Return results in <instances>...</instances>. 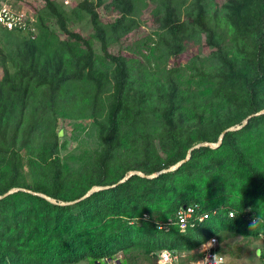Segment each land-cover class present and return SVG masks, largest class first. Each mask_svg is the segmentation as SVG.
Instances as JSON below:
<instances>
[{"label":"trees","instance_id":"1","mask_svg":"<svg viewBox=\"0 0 264 264\" xmlns=\"http://www.w3.org/2000/svg\"><path fill=\"white\" fill-rule=\"evenodd\" d=\"M4 1L35 22L0 26V196L21 188L70 202L116 186L68 206L23 191L1 199L0 264H98L120 254L122 264H157L161 250L196 261L211 237L226 259L228 239L264 238V114L225 133L218 148L194 149L174 171L118 184L133 171L171 168L264 110V0L216 9L214 0H145L152 35L136 41L144 59L123 51L140 0H71L70 9L63 0ZM84 21L87 37L85 24L75 26ZM193 37L209 56L182 67ZM155 53L164 65L153 71L146 61ZM67 117L94 130L84 157L61 154ZM194 204L209 218L182 233L176 214Z\"/></svg>","mask_w":264,"mask_h":264},{"label":"rangeland","instance_id":"2","mask_svg":"<svg viewBox=\"0 0 264 264\" xmlns=\"http://www.w3.org/2000/svg\"><path fill=\"white\" fill-rule=\"evenodd\" d=\"M182 1V0H180ZM210 2V0H209ZM213 6L211 7L216 9L219 8L216 3L222 2V0H214ZM148 2L145 0H140L137 5V14L136 19L139 21V27L136 31L131 33L127 39L123 41V51L128 54H133L134 58L144 59L140 56L136 41L141 39L146 35H152V20H151V10L153 6L151 4H147ZM66 9H70L69 3L66 4ZM23 10V9H22ZM24 12V11H23ZM213 12V10L211 11ZM102 14L105 16L107 15L105 11H102ZM113 18V16H111ZM31 21H34V17H31ZM86 21L83 23H75L76 27L81 24H85ZM78 25V26H77ZM73 24L70 25L71 29H77ZM91 33V28L88 24L84 25L83 35L86 37L89 36ZM229 37L228 33L226 34ZM153 39L156 38L153 36ZM125 47H129L126 49ZM94 48L96 54L101 56L102 53L99 50V44L94 42ZM154 56L151 57L150 62L146 61L147 67L151 70H155V62L159 64L160 67L164 65V62L159 60V53L153 54ZM209 56L208 48H203V41L202 39L199 40L198 38L189 39L186 43L185 51L180 56L179 62L182 64V67L188 63L191 65V61L194 58L200 57L202 60H206ZM198 61V59H196ZM186 73H189V70H186ZM61 143L64 145L62 148V156H74V157H84L90 151H92L96 146V137L94 130H92V126L87 121H77L70 117H67L65 120L59 121V130H61ZM227 244H230L231 251L233 254H228L225 257L226 264H261L260 250H262V240L261 239H249V238H242V237H235L230 238L226 241ZM225 246V245H224ZM223 246V247H224ZM196 253V251H194ZM193 252L191 253V255ZM187 253L184 254L180 259V264H193L195 261H188ZM117 258L119 261H122L124 256L122 254L118 255ZM79 264H95L92 261H83ZM98 264H114L112 261H100ZM137 264H147L144 262L140 257L138 259Z\"/></svg>","mask_w":264,"mask_h":264},{"label":"built area","instance_id":"3","mask_svg":"<svg viewBox=\"0 0 264 264\" xmlns=\"http://www.w3.org/2000/svg\"><path fill=\"white\" fill-rule=\"evenodd\" d=\"M64 4H71V0H63ZM67 6V5H66ZM23 9V10H22ZM24 11V12H23ZM30 14L24 8H16L9 5L4 0H0V26L7 30H25L28 26L32 28L34 21H31ZM32 17V16H31ZM27 20L30 22H27ZM215 214V212L213 213ZM233 217V213H229ZM209 218V214L200 213V207L197 204L180 208L176 214L177 224L183 233L188 228H194ZM171 222L158 226L159 230L166 229ZM262 240L261 264H264V238ZM219 243L216 237L209 238L201 244L196 250L200 257L193 264H226L223 255L218 251ZM184 254L170 250H161L156 254L157 264H180V259ZM118 258L110 260L114 264ZM109 261V260H106Z\"/></svg>","mask_w":264,"mask_h":264},{"label":"water","instance_id":"4","mask_svg":"<svg viewBox=\"0 0 264 264\" xmlns=\"http://www.w3.org/2000/svg\"><path fill=\"white\" fill-rule=\"evenodd\" d=\"M260 114H264V110L256 113V114H253V115H250L248 116L243 122L241 125L239 126H233V127H230V128H227L226 130H224L219 139H218V142L217 143H201V144H198V145H195L193 146L189 151H188V154H187V158L184 159V160H181L179 161L176 165L172 166L171 168L169 169H165V170H161L155 174H153L152 176H146L145 174L139 172V171H133V172H130L126 177H124L121 181L118 182L121 183V182H124L125 180H127L129 177L133 176V175H138V176H141L143 178H155L157 176H159L160 174H164V173H167V172H171V171H174L176 170L181 164L185 163L187 160L190 159V156H191V152L194 150V149H197V148H200V147H205V146H209L211 148H218L221 143H222V139H223V136L225 135V133L229 132V131H236V130H239L241 128H243L249 119H251L252 117L254 116H257V115H260ZM116 185H112V186H96V187H93L92 189H90L82 198L78 199V200H74V201H70V202H57L56 200L44 195V194H41V193H34V192H31L30 190H26V189H21V188H16V189H12L10 191H8L7 193H5L4 195L0 196V200L9 196L10 194L14 193V192H17V191H23V192H27V193H31V194H34V195H37L39 197H42L44 199H46L47 201H49L50 203L52 204H55V205H60V206H68V205H73L77 202H79L80 200L88 197L89 195H91L92 193L96 192V191H99V190H107V189H110V188H113L115 187ZM111 259H109L110 261ZM116 264H122L121 261L117 260L116 261Z\"/></svg>","mask_w":264,"mask_h":264},{"label":"crops","instance_id":"5","mask_svg":"<svg viewBox=\"0 0 264 264\" xmlns=\"http://www.w3.org/2000/svg\"><path fill=\"white\" fill-rule=\"evenodd\" d=\"M261 251V250H260Z\"/></svg>","mask_w":264,"mask_h":264}]
</instances>
